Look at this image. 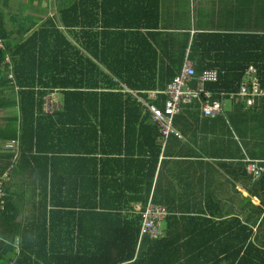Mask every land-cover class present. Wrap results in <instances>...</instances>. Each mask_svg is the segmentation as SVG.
<instances>
[{
	"label": "crops",
	"instance_id": "obj_1",
	"mask_svg": "<svg viewBox=\"0 0 264 264\" xmlns=\"http://www.w3.org/2000/svg\"><path fill=\"white\" fill-rule=\"evenodd\" d=\"M17 3L21 6L17 7ZM98 5L105 12L99 18L93 15L95 19L130 23L128 28H118L117 46L122 54H137L150 49L147 45L163 46L164 42L183 45L195 33H223L226 26L230 33H237V24L264 22V0H101ZM9 6L23 20H37L38 26L58 15L57 0H10ZM91 8L87 0V10ZM93 16L88 13L86 19L92 20ZM6 21L11 31L13 25L8 16ZM241 31L250 33L243 28ZM122 33L125 35L121 36ZM186 61L195 70L193 62L187 58ZM121 66L120 63L118 68ZM158 70L156 67L155 72L159 73ZM256 76L257 70L255 79ZM247 80L246 75L243 82ZM160 83L163 82L158 76L147 78L146 84L155 88L142 92L143 98L136 97L146 115L143 128L126 129L121 134L122 141L119 134H115L117 138L113 142L110 137L94 141L96 145L101 142L109 148L115 145L112 149L118 150L117 154L105 155L93 142L82 146L66 138L48 140L45 143L49 144L43 145L71 155H74L71 150L78 149L82 155L79 157L86 162L92 157L97 162L106 161L101 177L94 173L92 163L89 166L86 163L85 176L77 174L67 179L68 193L58 194L56 199L68 204V209L77 214L70 219L73 226L70 232L55 237L56 240L69 235L70 246L87 249L92 248L95 235L100 237V232L104 231L108 240L104 243L108 242L107 247L114 255L115 245L120 251L129 245L121 234L131 235L139 218L133 260L139 254L150 264H264V172L255 178L246 170L250 161L264 167V124L252 116L259 97L254 98V105L247 106L240 98H230L231 93H228L227 98L216 99L221 103V112L213 118L197 114L194 108L195 112L182 110L172 120L176 135H170L165 144L160 145L158 127L146 108V105L159 107L155 104L158 101L161 104L159 96L165 89L159 88ZM119 88L135 96V91L128 90L124 84L119 83ZM53 92L62 103L61 90ZM151 93H155V97ZM1 112V117L10 114ZM103 177L109 182L100 184V189L95 182ZM22 180L20 175L9 179L10 186H14L12 196L16 209L12 212L17 215V222L24 219L25 207L38 202L39 191L44 190L31 176H27L26 185L21 184ZM39 180L43 182L45 178L41 176ZM53 180L65 179L57 175ZM56 188L58 191L63 186L54 185ZM14 191L24 194L30 203H22ZM43 198L42 193L40 206ZM150 201L164 207L167 216L161 221L163 235L159 239L162 240L147 245L140 236V216ZM56 208L53 211L58 213L64 207ZM98 215L107 216L105 225L94 226V220H98L94 216Z\"/></svg>",
	"mask_w": 264,
	"mask_h": 264
},
{
	"label": "trees",
	"instance_id": "obj_2",
	"mask_svg": "<svg viewBox=\"0 0 264 264\" xmlns=\"http://www.w3.org/2000/svg\"><path fill=\"white\" fill-rule=\"evenodd\" d=\"M9 1L0 0V39L4 42V49L0 51V111L10 112L0 116V175L7 173L4 196L0 199V264H150L139 254L133 260L139 218L131 235L121 234L129 245L121 251L115 245L114 255L107 247L108 242L104 243L108 241L104 231L100 232V237L95 235L92 248L87 249L70 246L69 235L56 240L55 237L70 232L73 227L70 219L77 214L68 209V204L56 199L58 194L68 193L67 179L77 174L85 176L86 163L88 166L92 163L94 173L101 177L106 161L97 162L92 157L86 162L79 157L82 155L78 149L71 150L74 156L43 145L49 144L45 143L48 140L55 142L65 138L82 146L101 137H110L113 142L117 138L115 134H119L122 141L121 134L126 129L144 127L146 115L136 97L143 98L142 92L155 88L146 84V79L158 76L163 82L159 84L163 91L181 71L186 58L193 62L196 74L205 69L217 71V81L205 86L212 99L222 100L227 98L226 94L238 92L249 66L256 68V77L264 87V22L237 24V33H230L226 26L223 33H195L183 45L164 42L163 46L147 45L150 49L137 54H122L117 46L118 28H128L130 23L99 21V15L105 12L98 5L101 0H88L90 10H87V0H57L56 18L53 16L39 26L37 20H23L21 15L13 13ZM88 13L98 18L93 16L92 20H87ZM6 16L13 25L11 31H8ZM242 28L250 33H242ZM120 63L123 66L118 68ZM156 67L159 73L155 72ZM10 74L12 81L8 79ZM119 83L135 91V96L122 91ZM57 89L62 92V109L54 115L42 114L43 97ZM166 98L164 94L159 96L161 104L160 101L155 104L162 108ZM201 105L202 101L196 100L181 106L180 112L196 111L204 116ZM252 116L264 124V97L256 100ZM14 139L19 140L20 147L17 159L12 162L13 154L3 146ZM97 144L95 147L99 146L105 155L118 153L112 149L115 145L109 148L101 142ZM155 149L160 151L157 146ZM11 164L12 168L7 171ZM16 175L22 177L23 185L28 184L27 176H31L44 188L43 192L39 191L38 202L25 207L24 219L20 222L12 212L16 209V200L12 196L14 186L9 184V179ZM57 175L65 180H53ZM41 176L45 178L43 182L39 180ZM106 181L109 182L106 177L99 178L95 184L101 189L100 184L103 186ZM54 185L63 188L57 191ZM15 195L22 203H30L24 194ZM95 195H98L96 190ZM56 207L64 208L55 213ZM98 216H94L98 219L94 220V226L105 225L107 216ZM160 240L162 238L142 239L147 245Z\"/></svg>",
	"mask_w": 264,
	"mask_h": 264
},
{
	"label": "built area",
	"instance_id": "obj_3",
	"mask_svg": "<svg viewBox=\"0 0 264 264\" xmlns=\"http://www.w3.org/2000/svg\"><path fill=\"white\" fill-rule=\"evenodd\" d=\"M4 49L3 41L0 39V51ZM256 69L250 67L246 71L248 80L240 85L238 92L230 94V98L242 99L247 106L254 105V98L264 95V89L259 81L255 79ZM9 79H12L10 74ZM218 73L216 70H203L200 74H196L192 64L185 62L181 71L167 85L165 92L167 98L162 108L154 105H146V108L151 113L153 123L156 124L159 131L158 142L164 145L166 139L170 135H176L172 127V120L175 115L180 112L181 106L191 104L196 100L202 101L201 111L206 117L219 115L221 112V103L212 99V95L205 90L206 83H214L217 81ZM155 97V93H151ZM62 108V103L57 98L54 92L45 95L42 100L41 110L45 114H53ZM20 142L18 139L10 140L4 144L5 151L13 154L12 162L17 159L19 153ZM12 164L7 169L10 170ZM247 172L255 178L261 176L264 172V167L259 162L250 161L246 165ZM7 173L0 175V199L4 196V182L6 181ZM167 216L164 207L147 202L141 210V226L140 236L148 239L156 240L162 237L163 230L161 221Z\"/></svg>",
	"mask_w": 264,
	"mask_h": 264
},
{
	"label": "rangeland",
	"instance_id": "obj_4",
	"mask_svg": "<svg viewBox=\"0 0 264 264\" xmlns=\"http://www.w3.org/2000/svg\"><path fill=\"white\" fill-rule=\"evenodd\" d=\"M6 63L8 64L9 63V60L6 61ZM5 111L1 112V114H3Z\"/></svg>",
	"mask_w": 264,
	"mask_h": 264
}]
</instances>
